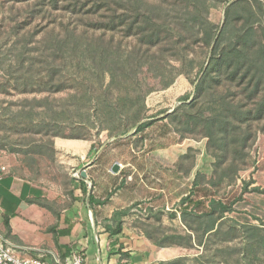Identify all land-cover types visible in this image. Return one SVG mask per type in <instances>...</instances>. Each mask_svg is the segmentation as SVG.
<instances>
[{
    "label": "trees",
    "instance_id": "16d2710c",
    "mask_svg": "<svg viewBox=\"0 0 264 264\" xmlns=\"http://www.w3.org/2000/svg\"><path fill=\"white\" fill-rule=\"evenodd\" d=\"M27 6L28 24L56 21L59 14H67L69 23L54 26L36 50L24 46L8 81L0 82V91L43 96L35 101L44 106L39 116L34 107L0 119V130L8 135L0 148L16 145L11 136L25 137L27 142H21L32 166L37 157L55 159L57 138L96 140L107 132L111 142L120 143L145 134L156 118L148 114V96L184 76L194 91L168 113L171 132L207 139L213 173L209 178L198 173L192 191L171 215L180 218L181 231L154 225L146 229L147 238L158 248L202 247L194 264H264V224L229 219L242 196L221 195L237 183L240 172L255 165L251 152L264 133V3L34 0ZM223 6L224 20L216 24L212 10ZM63 93L67 99L56 107L51 96ZM35 136L41 145L29 141ZM97 147L99 152L102 147ZM153 214L158 222L162 214ZM236 240L239 246L231 245Z\"/></svg>",
    "mask_w": 264,
    "mask_h": 264
},
{
    "label": "crops",
    "instance_id": "0c3cea01",
    "mask_svg": "<svg viewBox=\"0 0 264 264\" xmlns=\"http://www.w3.org/2000/svg\"><path fill=\"white\" fill-rule=\"evenodd\" d=\"M100 145L102 153L96 152ZM55 147L64 172L58 181L37 183L0 165V235L16 245L17 255L45 264H64L76 253L83 255V264L168 260L164 251L169 248L159 249L146 234L154 226L148 217L159 208L158 195L138 177L141 165L150 171L157 160L110 159V146L97 140L57 138ZM168 153L160 161L169 162L171 173L173 151ZM116 163L124 166L118 173L113 172ZM142 201L148 216L138 213Z\"/></svg>",
    "mask_w": 264,
    "mask_h": 264
},
{
    "label": "rangeland",
    "instance_id": "374dc122",
    "mask_svg": "<svg viewBox=\"0 0 264 264\" xmlns=\"http://www.w3.org/2000/svg\"><path fill=\"white\" fill-rule=\"evenodd\" d=\"M34 0H0V82L6 84L9 73L17 63L19 53L27 46L33 51L39 48V41L43 40L48 31L54 26L61 27V23H69L67 14H59L57 20L37 19L32 24L26 22L27 5ZM264 3V0H261ZM225 7L213 9L211 19L216 24H221L224 20ZM70 23L74 21L70 20ZM58 30V29H57ZM56 30V31H57ZM41 47V46H40ZM163 72V70H159ZM194 86L184 76L178 77L174 83L166 90L155 91L147 98L149 115L156 117L152 126L145 134L136 135L132 139H126L120 143L111 142L107 132L97 135L98 142L103 141L109 147V158L118 159L124 163L133 160V157L146 159H156L157 165L150 171H145L147 167L140 166L139 179L149 181L152 193L158 195V210L153 212L161 213V219L157 222L155 217L149 216L153 225H159L166 231L173 233L183 229L180 218H172L171 215L179 211L181 200L192 191L193 182L198 173L205 174L209 178L213 173V159L207 154V139L201 137L181 138L172 133L168 113L173 111L178 105V101L185 94L192 93ZM67 94L51 96L55 99L54 105L58 107L67 99ZM41 95L18 93L12 89L0 91V116L8 120L20 112H28L35 109L34 115H41L44 110L43 102H36ZM45 105V104H43ZM143 135L146 137L143 141ZM7 133L0 130V147L7 141ZM23 136H11L9 141L16 143L15 146L7 145L0 148V165L7 167V171L15 172L17 175L31 179L37 183H48L58 181L63 178L64 172L60 164L55 159L44 156L37 157L32 166L27 165L28 157L24 154V143L27 142ZM33 140V145H41L39 136L28 138ZM22 141V142H21ZM183 145V146H182ZM35 147V146H33ZM174 147V148H173ZM183 147V148H182ZM134 150V151H133ZM174 158V171L169 172L166 160L160 161L172 152ZM183 151V152H182ZM104 152L103 149L100 153ZM151 152L148 156L147 154ZM181 155V156H180ZM251 156L255 165L248 170L240 172L237 183L221 191V195L230 198L242 196V200L235 205V212L227 214V217L240 224H252L263 226L264 224V133H259ZM30 159V158H29ZM31 160V159H30ZM247 186V191L245 185ZM253 189H260L253 192ZM204 193H200L203 195ZM145 201L142 205L145 206ZM144 215V214H140ZM147 215V214H145ZM179 215V214H178ZM148 216V215H147ZM160 222V223H159ZM158 223V224H157ZM240 240H236L231 245L239 246ZM161 249V248H159ZM166 256L170 261L181 257H188L187 264H194L193 258L203 253V248L196 246L193 249L169 248L166 249ZM161 262V261H160ZM159 263V262H158Z\"/></svg>",
    "mask_w": 264,
    "mask_h": 264
},
{
    "label": "built area",
    "instance_id": "2783aa9c",
    "mask_svg": "<svg viewBox=\"0 0 264 264\" xmlns=\"http://www.w3.org/2000/svg\"><path fill=\"white\" fill-rule=\"evenodd\" d=\"M120 168H124L119 163ZM139 214H147L148 209L143 205H138ZM84 257L81 253H76L73 258L64 264H83ZM0 264H45L39 259H23L17 255L16 245L0 235Z\"/></svg>",
    "mask_w": 264,
    "mask_h": 264
},
{
    "label": "water",
    "instance_id": "95a60500",
    "mask_svg": "<svg viewBox=\"0 0 264 264\" xmlns=\"http://www.w3.org/2000/svg\"><path fill=\"white\" fill-rule=\"evenodd\" d=\"M119 170H120V165H119V163H116V164L113 166V172H114V173H118ZM82 176H83V177H86V176H87V174H86L85 171H83Z\"/></svg>",
    "mask_w": 264,
    "mask_h": 264
}]
</instances>
